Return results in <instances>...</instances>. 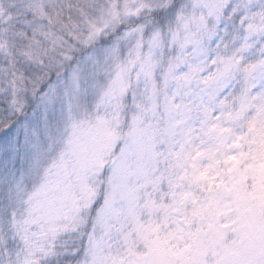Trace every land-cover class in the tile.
Listing matches in <instances>:
<instances>
[{
    "label": "clouds",
    "instance_id": "clouds-1",
    "mask_svg": "<svg viewBox=\"0 0 264 264\" xmlns=\"http://www.w3.org/2000/svg\"><path fill=\"white\" fill-rule=\"evenodd\" d=\"M159 2L139 0L129 9L127 0H34L31 34L0 43V131L18 130L20 175L37 151L57 141L47 178L23 195V213L10 207L0 220V264H106V238L112 239L115 222L123 223L112 214L126 201L120 190L139 187L135 171L117 159L128 150L150 162L149 101L159 85L167 86L173 54L165 26L152 15ZM220 13L228 17L232 10L223 3ZM106 40L109 54L92 70L99 84H90L80 62L87 49ZM109 163L112 171L101 175ZM14 188L15 182L0 184L6 196Z\"/></svg>",
    "mask_w": 264,
    "mask_h": 264
},
{
    "label": "rangeland",
    "instance_id": "rangeland-1",
    "mask_svg": "<svg viewBox=\"0 0 264 264\" xmlns=\"http://www.w3.org/2000/svg\"><path fill=\"white\" fill-rule=\"evenodd\" d=\"M138 2L127 0L125 7L135 8ZM223 3L243 21L233 33L220 16ZM166 4L160 0L157 7ZM204 4L201 26L194 9L180 24L178 50L170 66L175 75L169 73L167 86L159 85L149 101L154 136L150 162L129 156L128 150L117 159V164L123 162L135 171L139 187L120 190L126 201L120 200L112 214L123 223L114 221L112 239L106 238L105 247L111 245L106 264H264L260 247L252 242L236 251L233 247L226 257L220 248V229L236 219L234 202L222 191L231 194L233 184L227 178L234 177L241 165L254 217L258 215L264 225V0ZM226 47L229 61L220 65ZM108 54L101 44L82 58L83 75L90 84H99L92 70ZM157 78L162 79L159 74ZM162 93L167 102L164 117ZM41 116L37 111L34 120L39 122ZM56 143L53 140L32 157L23 175L28 189L47 178L45 165ZM119 151L117 145L113 154ZM19 152L16 133L0 134V184H10ZM113 167L109 163L107 174ZM26 191L16 182L7 196L0 192V220L10 207L21 205ZM207 193L216 197L215 203ZM125 202L127 207L121 208Z\"/></svg>",
    "mask_w": 264,
    "mask_h": 264
},
{
    "label": "trees",
    "instance_id": "trees-1",
    "mask_svg": "<svg viewBox=\"0 0 264 264\" xmlns=\"http://www.w3.org/2000/svg\"><path fill=\"white\" fill-rule=\"evenodd\" d=\"M205 2L206 0H204V2H201L200 0H167L165 7H157V10L152 13V15L156 18V21L166 28L168 48L173 54L172 59L177 53L178 42L181 37L179 32L180 24L186 20V18L194 9L198 17V24L201 26L205 16ZM34 7V0H0V43H4L8 38L24 40L26 35L31 34V30L33 27H35ZM220 16L229 23L231 27L229 31L230 33H233L234 30H236L237 25L243 24V21L238 18L239 15L235 11H233L228 17L221 15V13ZM106 43H108L107 40L96 44L92 48L87 49L86 54L96 48L98 45ZM86 54L83 56V58L86 56ZM229 57L230 53L228 47H226L224 54L220 57V65H223V61H229ZM171 65L172 60L168 65V71L166 73L167 79L169 76H172L169 75V73H173L170 67ZM173 74L175 75V73ZM241 81V78L238 79V83ZM3 98L4 95L2 90H0V100ZM166 103V96L164 93H162L160 99V114L163 117L167 115ZM11 133L18 134V130L16 129L15 125L5 131H0V134L10 135ZM224 168L227 169L226 164ZM107 170L108 165L105 167L102 175L107 176ZM20 171V162L17 160L14 163L13 170L11 171L10 184L17 182L20 184V187H25L26 191L28 186L25 185L24 178L20 175ZM237 172L238 173L235 174V176L231 179L227 178L228 181L232 182L233 184L231 194H227L226 192L222 191L224 195H228V197L233 200L236 219L232 226L226 228L220 227L222 228V230L220 229V232L223 235V243L220 248L222 254L226 257L227 252L230 249L233 251V247L236 251L238 248L248 246V244L252 242L253 247H260L261 255L264 256V225L258 215L256 218L254 217L255 213L253 209L255 207L252 204L251 197L247 189L244 187V167L241 165ZM214 193H218V191ZM207 195L215 203L216 197H213L214 195L212 193H207ZM103 198V192H101L97 196V200L92 205L91 211L93 215H95L96 209L102 204ZM16 207L20 212H22L23 201L21 205ZM179 217L180 215H176L177 220L180 219ZM3 235L4 233H1V236ZM213 236L216 237V240L218 239L217 235L214 234ZM9 243H12L11 239H9Z\"/></svg>",
    "mask_w": 264,
    "mask_h": 264
}]
</instances>
